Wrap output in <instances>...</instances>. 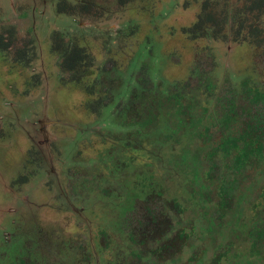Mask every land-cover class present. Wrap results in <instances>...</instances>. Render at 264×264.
Returning a JSON list of instances; mask_svg holds the SVG:
<instances>
[{"label":"flooded vegetation","instance_id":"af4514ba","mask_svg":"<svg viewBox=\"0 0 264 264\" xmlns=\"http://www.w3.org/2000/svg\"><path fill=\"white\" fill-rule=\"evenodd\" d=\"M112 1L117 8H125L132 0ZM203 1L189 24L172 21L178 27L168 23V30H180L192 40V45L199 39L252 45L261 52L256 66L242 63L243 59L249 63V55L239 58L241 54L236 53L234 57L242 70L230 69L225 84L220 86V77H213L212 65L200 60L203 57L194 50L196 46H187L193 49L191 59L181 53L176 57V46L172 47L170 58L160 52L164 56L161 58L158 50L163 44L158 37L168 30H160L158 23V30L152 26L145 29L144 24L141 27L146 34L139 39L140 25H130L129 37L123 40L129 41V46L122 57L130 62L146 43L147 51L134 57L143 62L138 71L132 72L139 79V87L145 88L146 96L144 100L134 98L130 106L124 105L119 122L123 138H127L125 152L130 151L126 147L131 143L144 149L147 160L142 163L146 164V171L136 169L139 172L135 174L131 161L123 160L126 168L102 162L100 168L83 169L77 181L74 170L67 172V181L57 164L56 173L61 181L66 180L65 189L70 192L65 194L62 189L60 196L70 209H58L53 196H40L43 201L39 205L32 200L30 219L36 217V229L34 225L32 232L17 229L26 223L20 214V221H10L16 229L8 227L10 223L2 227L0 264H264V1H255L252 6L248 0H233L241 2L233 8L232 0H211L208 28L198 34L190 33L202 14ZM94 2L44 0L43 6L46 13L52 8L74 25L80 24V17L95 15L98 9ZM149 3L147 0L140 8L148 9ZM195 3L196 0H184L186 14L198 8ZM161 4L165 6V2ZM37 10L39 7L34 5L33 15ZM148 11L154 21L159 7L149 6ZM0 35L9 43L0 50L7 71L1 67L7 74L14 71L9 65L13 62L16 66L19 61L18 49L24 52L22 62L30 70L38 57V44L39 49L50 47L62 68L61 48L72 51L80 46L69 45L59 30L45 38L29 33L23 41L17 40L20 35L12 27H4ZM13 45L17 48L12 59H8ZM80 47L95 58L92 51ZM108 51L109 54L104 52L113 64L121 63L119 48L109 46ZM95 61L98 62L96 58ZM115 68L120 73L128 70ZM65 69L70 79H75L74 71ZM92 69L95 77L98 63ZM29 74L26 89L33 86L34 76L40 81L42 78L36 71ZM129 74L123 76L129 79ZM147 79L148 86L143 83ZM92 81L83 84L88 106L94 104L92 95L98 99V93L91 91L95 88ZM118 135H106L100 148H105V143L110 148L118 145ZM92 179L96 184H92ZM96 191L104 195L99 201L93 200ZM0 195L1 202L4 195ZM10 207L23 209L15 204ZM61 218H65L62 233L55 226L50 231L43 225L58 223Z\"/></svg>","mask_w":264,"mask_h":264},{"label":"rangeland","instance_id":"374dc122","mask_svg":"<svg viewBox=\"0 0 264 264\" xmlns=\"http://www.w3.org/2000/svg\"><path fill=\"white\" fill-rule=\"evenodd\" d=\"M43 1L0 0V31L4 27H12L20 35L17 40L23 41L29 33L35 36L40 34L43 35L42 38H45L51 37L54 30H59L69 45L77 44L92 51L98 60L99 72L93 77L94 72L87 80H93L95 88L91 91L98 93V99L95 100L96 96L92 95L90 99L94 104L86 107V86L82 84V87L78 88L74 86L75 83L70 84L72 80L68 76L69 71L60 67L59 58L55 53L50 52L48 46L39 49V44L37 45L38 57L30 70L23 68L20 64L13 66L12 62L9 65V68L12 67V71L14 70L11 74L5 72L7 69L4 65L7 62L0 54V194L4 195L2 203L0 202V229L7 226L6 224H9L11 219L20 221L21 218L26 222L25 224L18 225L17 228L15 224L10 223L8 227L14 226L15 229L25 230L24 233L30 232L33 225L35 226L36 217L30 219L32 212L29 206L32 200L35 201L34 204L39 205V201H43L40 200L41 197L53 196L57 199L58 209L63 211L70 209L65 203L66 199L60 196L63 193L62 189L66 191L67 172L74 170L77 174L74 178L77 181L80 180L83 174L80 172L83 169L100 168L102 162L106 164L112 162L116 163L117 168H126L128 166L123 160L131 161L135 174L139 172L136 169L145 167L146 164L142 163L147 160L144 149L131 143L126 147L127 149L130 147V151L125 152L124 146L127 138H123L124 132L120 130L119 119L124 105H132L136 97V100L145 99V88L139 87V79L134 74L143 60L134 59V57L143 55L147 48L144 42L140 50L135 53L136 56L134 55L129 62L130 59L122 57L129 46V41L125 43L123 40L129 37L127 29L132 24L140 25L137 31L138 38L143 39L146 32L141 25L146 24L145 29L152 26L151 28L156 27L155 29L158 30L157 25L159 24L160 30L164 27L168 30L167 24L173 25L172 21L176 24H189L191 17L200 10L198 6L200 0H196L195 3L198 8L196 7L194 11H189L187 14V9H183L184 0H149L151 3L148 4V9L140 8L147 0H132L125 8H117L112 0H94L98 9L95 15L80 17V24L73 25L71 21L69 22L70 19L62 18L52 8L46 13L47 8L44 9ZM162 1L165 2V6L161 4ZM240 3V1L232 0L233 8ZM34 5L39 7L35 15H33ZM149 6L159 7V14L154 20L155 24L153 20H150ZM42 14L45 15L42 16ZM40 40L45 42L44 39ZM152 40L156 42L155 39ZM158 40L163 44L158 53L162 52L168 58L171 57L169 53L172 47L176 46L179 49L176 57L182 54L183 57L191 59V52H193L191 47L196 46L194 50L203 57H200V60L212 65L213 77H220V86L225 84V77L230 69L234 72L242 70L239 69L240 65L234 57L236 53L241 54L239 58L249 55V63L245 59L242 63L251 68L256 66V61L260 60L261 54L254 46L245 43L237 44L233 40L232 42L215 43L199 39L192 45L190 43L192 40L178 29L168 30L158 37ZM232 43L236 45L231 47ZM190 45L192 46L188 48L187 46ZM109 46L120 49L121 63L113 64V61L109 60L105 53L107 51L109 54ZM147 47L150 48L148 43ZM15 48L17 47L13 45L10 49L8 59H12ZM162 53L159 55L164 58ZM157 65L161 67L162 63L158 61ZM168 66L167 63L165 68ZM115 67L120 68V71L128 67V72L120 73L119 69L114 71ZM31 71L38 72L42 78L40 84L27 90L29 80L27 77L31 75L29 74ZM126 73H130V76H127L129 79L123 76ZM148 73L149 76L154 77L150 74L151 70H148ZM143 83L148 86V79ZM91 108L93 111L90 110ZM110 133L113 136L120 133L118 136L121 142L117 140L118 145L113 144V148L106 143L105 148H100L102 145L100 141ZM145 138L146 136H143L142 139ZM110 150L112 152H109ZM56 165L62 177L66 178L62 180L63 182L56 173ZM91 182L96 184L94 179ZM66 193L70 192L66 191ZM103 196L101 191H96L93 200L99 201ZM14 204L15 207L18 205L23 209L21 208L20 211V209L9 208ZM64 220L65 218H61L58 223L48 222L43 225L50 231L53 229L51 227L55 226V229L57 231L60 229L59 232L62 233L65 230Z\"/></svg>","mask_w":264,"mask_h":264},{"label":"trees","instance_id":"16d2710c","mask_svg":"<svg viewBox=\"0 0 264 264\" xmlns=\"http://www.w3.org/2000/svg\"><path fill=\"white\" fill-rule=\"evenodd\" d=\"M122 1H125V0H122ZM248 1L251 2L250 4L252 6H254L253 3L259 0H248ZM211 5H212L211 0L203 1L202 10H201L202 14L199 15L194 26L190 28L189 30L190 33L198 34V32H204L208 28L209 22L211 21V11H208V9L210 8ZM8 45L9 43L4 41V37L0 35V50L2 47H6ZM19 50L20 49H18V56L20 57L18 58L19 61L16 64H20L21 66L23 65L22 67L26 69L28 64L25 62H22V57L24 55V52L22 50L20 51ZM62 50H64V52ZM61 51L63 52V56H64V60L61 62L63 68L64 69L69 68L72 71H74L72 72V74L74 75L75 79L70 81V84L75 83L74 86H77L79 88V87H82V84L90 83L91 81L87 79H89V77H91V75L94 73L92 69L95 66L93 56L90 53L86 54L84 52V49L81 48L80 46H76L72 51H70L69 49L65 47H62ZM34 78H35L34 83L33 82H29V83L30 84L33 83V87H36L38 84H40V80L36 79L35 76ZM86 107L88 108V102H86Z\"/></svg>","mask_w":264,"mask_h":264}]
</instances>
